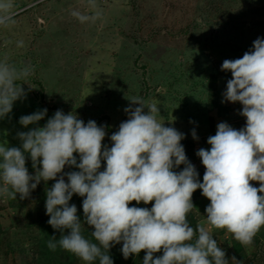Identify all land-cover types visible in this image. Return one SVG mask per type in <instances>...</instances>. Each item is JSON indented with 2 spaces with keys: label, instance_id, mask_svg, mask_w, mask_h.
<instances>
[{
  "label": "rangeland",
  "instance_id": "obj_1",
  "mask_svg": "<svg viewBox=\"0 0 264 264\" xmlns=\"http://www.w3.org/2000/svg\"><path fill=\"white\" fill-rule=\"evenodd\" d=\"M95 2L102 16L81 23L71 13L94 15L88 0H15L19 8L15 23L0 27V59L7 56L9 63L34 71L22 85L26 99L16 101L12 112L0 119V143L20 147L17 133L35 125L25 128L19 118L47 108L40 126L57 110L73 113L85 124L94 120L105 125L102 143L111 147V134L128 119L124 109L131 104L129 99L139 97L158 105V119L165 126L185 134L181 144L202 182L206 169L196 153L211 148L207 139L216 134L218 123L227 122L237 130L246 124L240 102L222 103L232 77L221 65L225 59L242 58L257 37H264V0ZM21 40L24 46L18 47ZM193 129L198 139L193 138ZM105 166L102 161L100 170ZM26 167L34 174L30 157ZM74 170L78 169H64ZM54 183L41 181L28 199L21 200L19 194L17 199L0 197V264H84L74 254L47 246L52 235L57 240L60 236L47 223L45 207L47 188ZM250 183L259 187L257 181ZM192 200L190 225L203 224L211 230L228 257L235 256L233 264H264V227L245 247L231 233L207 223L210 200L201 189L194 191ZM81 204L75 205L83 219ZM153 204L132 201L129 206L150 209ZM93 230L82 221L85 237L92 239ZM121 247L122 242L110 249L114 264H142L144 250L124 259Z\"/></svg>",
  "mask_w": 264,
  "mask_h": 264
},
{
  "label": "clouds",
  "instance_id": "obj_2",
  "mask_svg": "<svg viewBox=\"0 0 264 264\" xmlns=\"http://www.w3.org/2000/svg\"><path fill=\"white\" fill-rule=\"evenodd\" d=\"M88 4L94 15L75 10L71 15L81 23L95 22L102 12L95 0ZM18 11L15 0H0V27L13 25ZM221 70L232 77L222 103L240 102L246 124L237 130L218 123L216 134L207 139L211 148L196 153L206 169L202 182L181 144L185 134L158 119L156 103L133 97L124 109L128 119L110 136L111 147L102 143L106 126L94 120L85 124L76 114L57 110L40 126L47 108L22 115L20 125L35 127L17 133L20 147L0 143V197L28 199L41 181L54 180L45 207L47 223L60 236L52 235L47 246L74 254L84 264H114L109 252L121 242L124 259L145 251L142 264H233L235 256L229 258L203 224L191 226L188 214L194 191L201 189L210 200L205 211L212 229H224L249 247L264 227V37H257L242 58L225 59ZM33 71L9 63L7 56L0 59V119L26 99L22 85ZM191 134L198 139L195 129ZM29 157L34 174L26 167ZM180 165L183 169L175 171ZM66 166L78 170L65 172ZM74 194L84 198L83 219L70 204ZM132 201L154 204L150 209L129 206ZM82 221L94 228L92 239L83 234Z\"/></svg>",
  "mask_w": 264,
  "mask_h": 264
},
{
  "label": "trees",
  "instance_id": "obj_3",
  "mask_svg": "<svg viewBox=\"0 0 264 264\" xmlns=\"http://www.w3.org/2000/svg\"><path fill=\"white\" fill-rule=\"evenodd\" d=\"M81 198H83V197H80V196L74 194L73 197H72V200H73V202H74L75 204H78V206H79V204H81V203L79 202V200H80ZM81 205H82V204H81ZM194 227H196V226H194Z\"/></svg>",
  "mask_w": 264,
  "mask_h": 264
}]
</instances>
